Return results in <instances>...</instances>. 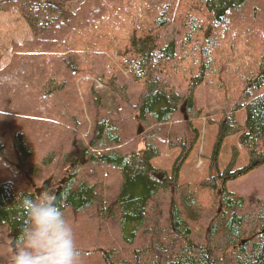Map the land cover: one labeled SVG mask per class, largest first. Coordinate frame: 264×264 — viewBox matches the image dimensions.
Returning <instances> with one entry per match:
<instances>
[{
    "label": "trees",
    "instance_id": "16d2710c",
    "mask_svg": "<svg viewBox=\"0 0 264 264\" xmlns=\"http://www.w3.org/2000/svg\"><path fill=\"white\" fill-rule=\"evenodd\" d=\"M11 9L30 36L12 40L0 65V264L22 246V201L44 194L72 230L92 237L75 240L78 259L264 264V198L226 187L264 165V0H0V11ZM173 24L177 47L164 37ZM97 85L120 105L107 109ZM202 113L222 127L206 177L181 184ZM231 135L248 163L236 166L232 147L219 169ZM173 148L171 172L160 178L150 161ZM201 190L213 194L207 210ZM202 218L210 229L195 232Z\"/></svg>",
    "mask_w": 264,
    "mask_h": 264
},
{
    "label": "rangeland",
    "instance_id": "374dc122",
    "mask_svg": "<svg viewBox=\"0 0 264 264\" xmlns=\"http://www.w3.org/2000/svg\"><path fill=\"white\" fill-rule=\"evenodd\" d=\"M180 34L181 32L179 26L177 24H173L166 30L164 37L168 44L177 47ZM29 36L30 32L25 20L14 9H11L10 11H0V65L7 62L10 58L11 41L15 40L20 42ZM129 84L130 96L132 100H136L139 88L134 83L129 82ZM97 89L101 96L102 103L107 109H114L120 105V101L115 93L105 87H102L101 85H97ZM204 97V88L199 86L195 91V99L199 108L204 105ZM238 116L241 117L242 112L238 113ZM216 118L217 117L214 116H204L202 113L194 120V125L199 130L200 137L181 168L179 175V182L181 184L191 183L196 186L206 177L208 171V158L218 129L219 127H222V124L213 121ZM139 147H141V145ZM232 147H237L239 150L236 166H242L248 163V157L238 143V136L231 135L225 137L221 146L218 159L219 169H223L229 163ZM178 153L179 149L173 148L165 151L160 156L152 158L150 163L152 167L155 168V173L162 177L165 175L168 176ZM226 187L234 193L264 198V165L257 167L236 180L229 181ZM213 199V194L210 191H198V206L200 208H205L207 210L211 207ZM220 210L221 208L218 206L217 214L220 213ZM209 223L210 222L206 218L205 224V221L202 218L199 222H196L193 225L195 232L202 230L203 233V231H208L210 229ZM73 230L76 241L83 242L82 238L87 241H91L92 237H90L86 230ZM11 248L12 250H16V246L13 242L11 243ZM77 264L99 263L97 262L96 255L90 254L87 255L86 259L79 257Z\"/></svg>",
    "mask_w": 264,
    "mask_h": 264
},
{
    "label": "clouds",
    "instance_id": "9594fccd",
    "mask_svg": "<svg viewBox=\"0 0 264 264\" xmlns=\"http://www.w3.org/2000/svg\"><path fill=\"white\" fill-rule=\"evenodd\" d=\"M21 206L26 226L21 236L22 246L13 256L12 264H77L79 250L74 233L55 196L25 198Z\"/></svg>",
    "mask_w": 264,
    "mask_h": 264
},
{
    "label": "water",
    "instance_id": "95a60500",
    "mask_svg": "<svg viewBox=\"0 0 264 264\" xmlns=\"http://www.w3.org/2000/svg\"><path fill=\"white\" fill-rule=\"evenodd\" d=\"M183 111H184V109H183ZM259 162L257 161V162H255L254 163V165H256V164H258ZM155 175H157L158 177H162V176H160V175H158V174H156L155 173ZM50 180H51V178H49L48 180H46L40 187H38L37 189H36V191H37V193H38V195H40V193L42 192V191H45V190H47V187H48V185H49V183H50ZM15 250V249H14Z\"/></svg>",
    "mask_w": 264,
    "mask_h": 264
},
{
    "label": "crops",
    "instance_id": "0c3cea01",
    "mask_svg": "<svg viewBox=\"0 0 264 264\" xmlns=\"http://www.w3.org/2000/svg\"><path fill=\"white\" fill-rule=\"evenodd\" d=\"M5 63H6V62H5ZM5 63H4V64H5ZM2 65H3V64H2Z\"/></svg>",
    "mask_w": 264,
    "mask_h": 264
},
{
    "label": "bare ground",
    "instance_id": "6f19581e",
    "mask_svg": "<svg viewBox=\"0 0 264 264\" xmlns=\"http://www.w3.org/2000/svg\"><path fill=\"white\" fill-rule=\"evenodd\" d=\"M42 193V192H41Z\"/></svg>",
    "mask_w": 264,
    "mask_h": 264
}]
</instances>
